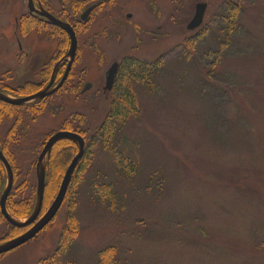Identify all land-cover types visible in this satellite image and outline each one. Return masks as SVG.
<instances>
[{
    "label": "rangeland",
    "instance_id": "obj_1",
    "mask_svg": "<svg viewBox=\"0 0 264 264\" xmlns=\"http://www.w3.org/2000/svg\"><path fill=\"white\" fill-rule=\"evenodd\" d=\"M95 1L35 5L59 16L66 5L77 25ZM198 4L207 5L204 22L190 31ZM233 6L240 26L228 32ZM29 8L28 0H0V89L11 96L45 90L68 47ZM126 13L133 19L118 28L112 20ZM78 31L64 87L31 111L0 110V148L16 174L7 203L19 222L34 213L47 140L68 130L87 145L54 220L0 264H264V0H113ZM129 58L150 72L141 83L129 75L139 111L114 123L106 141L100 131L116 98L105 91L106 74ZM57 144L51 203L75 154L71 143ZM5 179L6 189V169ZM30 228L0 210V245Z\"/></svg>",
    "mask_w": 264,
    "mask_h": 264
},
{
    "label": "water",
    "instance_id": "obj_2",
    "mask_svg": "<svg viewBox=\"0 0 264 264\" xmlns=\"http://www.w3.org/2000/svg\"><path fill=\"white\" fill-rule=\"evenodd\" d=\"M30 10L32 12V9L35 7V0H28ZM207 9L206 4H198L196 7V14L193 18V20L189 23L188 30L193 31L198 28H200L204 22V16L205 12ZM92 9H89L87 13H89ZM38 14L44 16L47 18L48 23L51 22L53 25L63 29L65 32H67L70 36L71 39V49L69 52V57L71 58V63L69 65V68L65 74L64 79L62 80V83L58 85L56 88L51 89V86H48L45 90L38 92L32 96L25 97L22 99H13L10 98L3 93L0 92V101L10 104V105H15V106H23L27 104H31L33 102L43 100L54 93H56L64 84L65 80L67 79L72 61L75 58V54L77 51V38L75 35V32L73 28L66 23H63L56 18L50 16L47 12H38ZM87 16V15H86ZM118 70V64H114L113 67L109 70L107 74V83L105 87V91H111L113 89L114 83H115V78ZM91 88L90 85H88L85 88V92ZM64 140H70L76 143L79 147V152L77 156L74 158L70 166L68 167L66 174L64 176L63 182L60 186V189L58 191V194L51 205V207L48 209V211L40 218V214L42 212L43 208V203H44V197H45V189H46V167L44 166V162L47 158H49L54 146L61 141ZM86 143L83 137L80 135H77L72 132H59L53 135L45 144L39 159L37 163V180H38V187H37V204L36 208L34 210V213L32 216L26 221V222H19L16 219H14L9 211L7 210V200L9 198V195L13 189L14 185V174L11 168V165L4 155V153L0 150V161L4 165L7 174H8V185L7 188L1 197L0 200V207H1V212L4 218L6 219L7 222H9L11 225H13L16 228H27L31 227L25 234L22 236L13 239L11 241H8L4 244L0 245V256L8 254L21 246L25 245L29 241H31L33 238H35L42 230H44L56 217L58 212L60 211L62 205L64 204L65 198L67 196V193L69 191V187L72 182L73 175L75 171L77 170L81 160L84 158L85 153H86ZM40 218V219H39Z\"/></svg>",
    "mask_w": 264,
    "mask_h": 264
},
{
    "label": "trees",
    "instance_id": "obj_3",
    "mask_svg": "<svg viewBox=\"0 0 264 264\" xmlns=\"http://www.w3.org/2000/svg\"><path fill=\"white\" fill-rule=\"evenodd\" d=\"M77 7H78V10H80L81 7H79V6H77ZM231 11H232V15H234V17H231V19H230V23L228 25L229 27H228V30H227L228 32H230L232 29H234L233 28L234 21H235L236 24H238L236 22L237 18L235 19L236 11H238V10H236V6H233ZM238 26H240V24H238ZM86 27H87V24L84 25V27H82V29H85ZM123 65L121 67V71H120V74H119L118 81H117V83H116V85L114 87V95H116V98H115V101L113 102L112 107H111V112H110L111 120H109V122L106 125L101 127V131H100V133H102V134L104 133L103 135H104L106 141H107V139H110V137L115 132L114 123L115 124L117 122L120 123V124L124 123L131 115H133V114H135V113H137L139 111V105L137 103L136 95H135L134 91L132 90L131 85H129V83H130V79H128L129 75L132 78H135V82L141 83L145 79L144 78L145 75H148L149 72H150L148 66H150V68H151V65L146 63V62H139V61H136V60L130 59V58L126 59L124 61ZM152 70H154V67H152ZM0 91L2 93H4L5 95L11 96L9 93L5 92L3 89H0ZM38 91H36L35 93H30V94H28L26 96L20 95L21 93L18 91V92L15 93L16 94V95H14L15 97L13 95H12V97H14V98H24V97H27V96H30V95H34V94L38 93ZM117 93H118V95H117ZM11 94H13V93H11ZM43 102H44V100H41V101L29 104V105L15 106V105H10V104H7V103H4V102L0 101V110H4V109L5 110H9L10 113H14L17 110L31 111V109H34L35 107H37L39 105H42ZM4 112H6V111H4ZM68 143H71L72 146L74 147L75 154L72 156L71 160L69 161L68 165L65 168V171H64V173H63V175H62V177L60 179L59 186L57 188V193H58V191L60 189V186H61V184L63 182L64 176L66 174V171H67L68 167L70 166V164L73 161V159L75 158V156L78 154V147L73 142H71L70 140L61 141L58 144H64L65 145V144H68ZM0 150L4 153V155L8 159V161H9V163L11 165L13 174H14V178L16 179V174H15L14 165H13V161L11 159V156L8 154L6 148H0ZM52 156H53V152L51 153V156H50V158L48 160L47 168H46V192H45V198H44V203H43V208H42V214H45L46 211L49 209L48 207H49V205L51 203V201L49 202L47 200V196L49 194V186L53 182L54 177L57 175L58 170L60 169L59 165H56L52 161ZM83 160H84V158L81 160L77 171H75V175L73 176V180L76 178L77 174H79V172H81L80 168H81V165L83 164L82 163ZM128 168H130V167H128ZM124 170L127 171V169H124ZM0 179H1L0 180L1 183L3 181V185H2V188H1V191H0V195L2 196L4 191H5L4 182H6V179H5V168H4V165L2 164L1 161H0ZM57 193H56V195H57ZM56 195H55V197H56ZM55 197L53 198L54 200H55ZM36 203H37V195L35 197V200L33 201V207L31 209V213L28 215V217H30L32 212L34 211V209L36 207ZM28 207L30 208V206H28ZM7 209L9 211V213H11L12 216H14V215L16 216V214H13L14 212L12 213V211H14V210L12 209L11 204H10L9 201L7 203ZM0 210H1V207H0ZM21 229L24 230V228H20V230ZM66 239L68 240V238H66ZM66 239L63 240V243H64V241H66ZM63 248L66 249L67 245H65L63 247L61 246V249H63ZM52 260L53 261L49 262V264H58V262L56 260H54V259H52ZM59 264H60V262H59ZM68 264H72V263H68Z\"/></svg>",
    "mask_w": 264,
    "mask_h": 264
},
{
    "label": "flooded vegetation",
    "instance_id": "obj_4",
    "mask_svg": "<svg viewBox=\"0 0 264 264\" xmlns=\"http://www.w3.org/2000/svg\"><path fill=\"white\" fill-rule=\"evenodd\" d=\"M112 1L113 0H97V1H95L92 5L88 6L85 10H83L81 12V14L79 15V19L77 20V25L73 24L70 21L71 20V18L69 17V13L70 12L66 10V5L65 4H64L65 6H64L63 9L66 10V12H64V10H63V12L60 13L61 14L60 16L58 14H55V12H52L51 9L48 11L47 9L45 10L44 8H41V6H38V8H37L36 5H35L34 9H32V12L30 11V13H33L34 16H38L39 20H41V21L45 20V22H48L47 19H43L44 17L38 14V12H41L42 9H44L50 16L56 18L57 20H59V21H61L63 23L69 24L73 28V30L75 32V35H76V38H77V51H76V54H75V58L72 61V65H71V69H70L69 75H68L67 79L65 80L64 84L62 85V87H64V85L70 80V77H71V75L73 73V70H74V66H75L77 58H78V52H79V37H78V32L79 31H78V28L82 24H85L87 21H89L91 19L92 15L95 13V11H97V9L100 11V8H101L102 4L105 3V6H109V4H111ZM63 2H64V0H59L60 4H63ZM39 5H41V4H39ZM89 9H92V10L89 13H87V11ZM205 15H206V13H205ZM133 16L134 15L132 13H126V15L124 16L126 18H114L112 21H113L114 24L117 25L118 28H122V27L128 26L129 21L133 19ZM204 18H205V16H204ZM82 20L85 21V22H83ZM49 27H52L53 29L58 30L59 32H61V36L64 37V40L68 41V43H66V44H68L67 51H65V53L63 54V57H61V59L55 64L54 68L52 69V71L50 73L49 83L45 87V88H47L48 86H51V89H54L58 85H60L62 83V80L64 79L65 74H66V72H67V70L69 68L70 63H71V58L69 57V52H70V49H71V39H70V36H69V34L67 32H65L63 29L53 25L51 22H49ZM63 52H64V50H63ZM114 64H116V62ZM120 69H121V64L118 63V70H117V74H116V78H115V83H114L113 89H114V87L116 85L117 78H118L119 73L121 71ZM107 74H108V72H107ZM107 74H106V83H107ZM90 86L92 87V85H90ZM62 87L57 92H59L62 89ZM113 89L111 91H113ZM56 93H54L53 95H55ZM53 95H51V96H53ZM30 96H32V95H30ZM51 96H49V97H51ZM10 97H12V96H10ZM27 97H29V96H27ZM12 98H14V97H12ZM14 99H21V98H14ZM45 99H47V98H45ZM39 101H41V100H39ZM36 102H38V101H36ZM33 103H35V102H33ZM59 132H72V131L61 130ZM59 132H57V133H59ZM72 133H75V132H72ZM75 134H77V133H75ZM77 135H79V134H77ZM50 156H51V154H50ZM50 156H49V158H50ZM43 215L44 214H42V212H41L40 218Z\"/></svg>",
    "mask_w": 264,
    "mask_h": 264
}]
</instances>
